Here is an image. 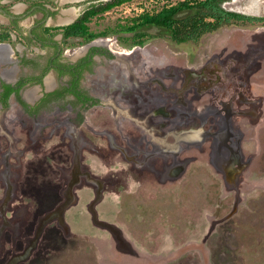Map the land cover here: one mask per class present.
Masks as SVG:
<instances>
[{"label": "rangeland", "instance_id": "374dc122", "mask_svg": "<svg viewBox=\"0 0 264 264\" xmlns=\"http://www.w3.org/2000/svg\"><path fill=\"white\" fill-rule=\"evenodd\" d=\"M98 1L3 3L16 12L26 4L45 3L57 9L59 18L70 8ZM178 1L134 0L108 10L96 4L100 6L86 15L95 38L63 40L55 34L56 40L70 53L90 45L133 52L120 56L110 67L113 70L122 64L124 75L136 72L139 80L151 79L164 69L171 70L167 78L177 84L181 71H203L207 79L220 80L213 97L208 93L198 97L192 91L186 101L189 111L197 114H205L212 106L216 109L221 102L233 106L224 107L225 116L218 114L215 121V126L218 121L233 127L229 131L233 140L228 142L233 152L211 137L202 149L188 152L182 179H133L130 163L110 161L108 136L119 143L125 141L114 130L110 112L98 108L90 115L92 130H77L96 149L82 148L81 168L92 165L93 173L106 183L104 194L94 202L95 194L84 188V181L72 191L64 189L66 181L72 180L59 177L56 182L57 175L68 178L75 170H70L69 163L73 154L67 135L68 103L58 105L65 108L61 111L52 105L37 120L19 115L12 103L7 121L11 136L19 139L18 148L26 151L24 167L13 171L0 165V179H24L20 185L23 194L16 192L9 209L8 203H0V264H264V23L225 26L195 43H176L154 27L130 32L142 16L155 15ZM225 8L264 17V0H233ZM32 21L30 17L27 22ZM23 48L24 58L47 54L34 42L29 45L23 40ZM103 63L101 58L98 67ZM126 64L137 71L126 70ZM129 79L121 78L124 83ZM155 91V96H163ZM170 99L172 106L177 105L175 95ZM182 108L176 110L187 112ZM117 121L127 140L135 141L144 133L140 120L131 115ZM136 122L140 125L135 126ZM211 125L209 120L207 128ZM7 148V140L1 137L0 156ZM101 154L109 156L107 161ZM225 170H237V174L230 179ZM3 191L0 181V201ZM91 201L96 209L88 212ZM58 204V212L49 214Z\"/></svg>", "mask_w": 264, "mask_h": 264}, {"label": "flooded vegetation", "instance_id": "af4514ba", "mask_svg": "<svg viewBox=\"0 0 264 264\" xmlns=\"http://www.w3.org/2000/svg\"><path fill=\"white\" fill-rule=\"evenodd\" d=\"M116 1L85 2L79 8H70L64 11L58 18L57 9L45 3H35L32 6L26 4L23 5V12H16L12 8L13 6L6 7L3 0H0V16L3 18L0 20V44H7V46L0 47H3V52L7 53L11 51L9 44L13 51L8 62L0 63V106L3 109L0 112V138L3 137L7 140L8 147L0 156V165L5 170L12 169L14 171V169L21 168L26 152L22 148H18L19 139L11 136L7 119L10 109H12V103H15L18 108L19 115L33 120L40 119L52 105H57L61 111L65 108L58 105L68 103L66 109H69L70 117L67 135L73 154L69 157L70 162H68L72 165L70 170H75L68 178L57 175L56 182H59L62 177L72 180L66 181L64 185V189L66 188L68 191L75 188V185H82V181H84V188L91 189L95 194L94 202L98 200L101 193L104 194L106 183L101 181L103 179L101 176L93 173L92 165L87 166L86 164L84 168H81L82 148L96 149L77 130L80 131L84 127L89 131L92 130L89 125L90 115L98 108L104 109L105 113L110 112L107 114L114 119V130L121 136L122 141H125L119 143L108 136L110 143L106 151L111 155L110 161L112 160V163L116 164L130 163L134 174L133 179H182L185 164L189 163L188 152L195 147L202 149L204 141L211 137L218 142L219 146L224 145L228 150L230 148L231 153L234 150L232 149L233 145L230 147L228 143L233 140V134L230 133L233 127L229 123L223 122L222 125L218 121L215 126L218 117L225 116L226 109L224 107L232 108L233 106L221 102L222 105L219 104L216 109L214 106L210 107L214 111L208 110L205 114H197L189 111L191 109L186 101L187 95L192 91L198 97L204 98L207 93L213 97L217 93L215 91L220 80L207 79V75L203 71L198 73L181 71L182 79L177 84V81L167 78L170 77L171 70L165 69L153 71L155 77L151 79L139 80L135 76L137 70L134 71L131 64H126L128 67L126 70L135 72H130V76L124 75L125 69L122 64L116 66L118 69L112 70L110 67L119 61L120 56H128L133 52H117L90 45L70 53L64 49L60 41L56 40L57 35L61 36L63 40L68 38L92 39L91 37L94 35L89 29L91 21L86 17L89 10L100 5L106 7ZM86 6H90V8ZM70 11L73 13L71 14ZM30 17H33V21L27 22ZM81 23L86 27V33L76 36L72 31L77 24ZM58 27H61L60 30L53 31V28ZM69 30L70 36H68ZM23 40L29 45L34 42L43 47L47 54L40 53V55H31V57L26 55L24 58ZM96 48L103 49V52H94ZM101 58L105 60V63L98 67ZM104 65L108 67L106 68ZM120 74L125 78H132V80L129 79V83H124ZM49 76L53 77L50 85L47 82ZM6 85L15 87L18 91L12 93L5 103ZM155 89H158L163 96H155L157 94ZM172 95H175L178 100L177 105L172 106L170 102ZM155 101L157 104L154 103ZM176 106H182V109H187V112H178ZM60 113L58 112V114ZM218 114L220 115L217 117ZM127 115H131L135 120H140L141 125L136 122L135 126L140 125L144 131L135 141L125 138L117 121L120 118H127ZM209 120H212V125L207 128ZM102 133V135H109L107 132L102 131ZM107 155L101 154V159L107 161L109 158ZM232 163L235 164V161ZM105 166L107 167V164ZM224 172L225 176L230 179H233V176L237 174V170H225ZM11 178L0 179L4 189L0 203L3 205L8 203L7 209H9L10 202L16 198L18 194L16 192L20 191L23 194L20 185L24 179H21L20 182V179ZM74 179H78V181L74 183ZM71 191L69 192L71 193ZM94 202L89 203L88 212L96 209L95 206L93 207ZM63 203L65 204V202ZM60 206L56 205L52 211H49L52 213H48L55 214ZM69 209L71 208L67 210ZM2 210L4 209L2 208Z\"/></svg>", "mask_w": 264, "mask_h": 264}, {"label": "trees", "instance_id": "16d2710c", "mask_svg": "<svg viewBox=\"0 0 264 264\" xmlns=\"http://www.w3.org/2000/svg\"><path fill=\"white\" fill-rule=\"evenodd\" d=\"M127 1L131 0H117L113 4L103 7V10H108ZM162 1L172 2L174 0ZM230 1L233 0H180L176 4L164 7L155 15L142 16L138 23L129 30L136 31L140 28L154 27L164 30L176 43H195L203 36L217 32L225 26L237 23H264V17L249 16L227 10L225 4ZM72 32L76 36L83 35L86 33V27L83 23L77 24ZM68 36H70V30ZM94 52L101 53L103 49L96 48ZM5 88L4 100L6 103L10 95L18 90L10 85H6Z\"/></svg>", "mask_w": 264, "mask_h": 264}, {"label": "water", "instance_id": "95a60500", "mask_svg": "<svg viewBox=\"0 0 264 264\" xmlns=\"http://www.w3.org/2000/svg\"><path fill=\"white\" fill-rule=\"evenodd\" d=\"M0 46H7V44H0ZM9 48L11 49L10 52H2L0 53V63L2 62H8L10 59H11V56H12V48L11 46L8 44Z\"/></svg>", "mask_w": 264, "mask_h": 264}, {"label": "bare ground", "instance_id": "6f19581e", "mask_svg": "<svg viewBox=\"0 0 264 264\" xmlns=\"http://www.w3.org/2000/svg\"><path fill=\"white\" fill-rule=\"evenodd\" d=\"M71 12V11H70ZM68 14H70L69 12H67ZM73 12H71V14H72ZM4 51V48L3 47H0V52H3ZM47 82H48V84L50 85L51 84V82H52V78H48L47 79Z\"/></svg>", "mask_w": 264, "mask_h": 264}, {"label": "crops", "instance_id": "0c3cea01", "mask_svg": "<svg viewBox=\"0 0 264 264\" xmlns=\"http://www.w3.org/2000/svg\"><path fill=\"white\" fill-rule=\"evenodd\" d=\"M20 12H23V8H22V11H20ZM48 78H52V79H53V77H52V76H49ZM48 78H47V79H48ZM51 83H52V82H51ZM77 205H78V204H77Z\"/></svg>", "mask_w": 264, "mask_h": 264}]
</instances>
